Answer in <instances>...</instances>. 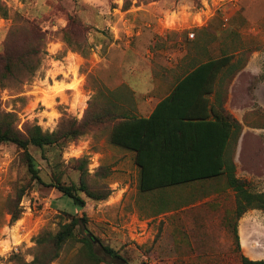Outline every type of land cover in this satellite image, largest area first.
I'll use <instances>...</instances> for the list:
<instances>
[{"label": "rangeland", "instance_id": "1", "mask_svg": "<svg viewBox=\"0 0 264 264\" xmlns=\"http://www.w3.org/2000/svg\"><path fill=\"white\" fill-rule=\"evenodd\" d=\"M4 4L9 15L0 10V53L16 12L35 21L47 38L30 79L0 82V106L17 115L23 131L39 124L55 132L71 119L82 120L90 102L92 113L114 100L141 116L147 111L141 98L149 73L175 82L197 64L230 54L241 69L233 73L225 67L218 77L224 106L242 125L231 154L237 176L248 180L252 191H264V0H0V7ZM123 85L133 90V101L126 93H110ZM111 129V123H100L56 146H30L42 182L30 179L16 144H0V264L30 262L37 236L66 221L62 193L52 185L59 173L67 184L85 179L91 189L110 192L101 201L82 193L87 203L79 211L88 220L87 229L81 223L77 233L92 238L104 257L100 264H123L107 256L103 245L131 264H242L232 231L236 199L235 205L228 201L233 208L223 216L226 231L206 234V243L193 231L183 241L174 238L171 216L158 212L177 193L236 195L225 176L141 192L135 152L113 145ZM23 184L29 189L18 200ZM18 210L21 216L12 222ZM182 242L192 248L178 247ZM76 248L66 247L51 264H73Z\"/></svg>", "mask_w": 264, "mask_h": 264}, {"label": "trees", "instance_id": "2", "mask_svg": "<svg viewBox=\"0 0 264 264\" xmlns=\"http://www.w3.org/2000/svg\"><path fill=\"white\" fill-rule=\"evenodd\" d=\"M0 10H3L1 13L4 17H8L9 9L6 4ZM46 39V33L35 21L16 12L14 23L4 41V51L0 53V82L13 80L15 83H23L30 79L45 53L43 47ZM225 67L233 73L241 69L238 62H230V54L197 64L147 117L131 114L124 105L114 100L107 102L110 107H102L100 111L92 113L89 111L92 106L90 102L82 120L71 119L55 132H45L39 124L26 126L23 131L19 127L17 115L0 106V144H16L22 150V160L30 179L42 182L41 169L29 149L30 146L40 149L56 146L68 137H80L100 123H111L110 142L135 152L141 192H153L225 176L228 186L236 194L232 231L238 250L241 251L238 220L249 209L264 210V191H252L250 182L236 174L231 151L241 135L242 125L227 111L219 94L223 85L218 76L220 72L223 75ZM110 93H126L127 97L134 100L133 90L126 85ZM119 109L125 111L119 112ZM52 185L62 193L61 197L65 202L60 211L66 215V221L60 224L57 231L45 230L37 236L33 259L24 264H51L68 246L71 249L77 247L73 264H100L104 257L95 250L92 238L86 233H77L81 223L87 229L88 220L86 214L80 216L79 211L87 203L82 193L101 201L107 199L110 192L101 194L91 189L85 179L80 184H67L62 181V173L54 177ZM28 187V184L20 186L18 200L23 198ZM171 200V205H165L158 212L165 213L180 206L181 202L173 198ZM20 216L19 210L14 212L12 222L17 221ZM102 248L107 256L120 260L123 264H131L114 247L103 245ZM240 256L242 264H264V260H250L242 253Z\"/></svg>", "mask_w": 264, "mask_h": 264}, {"label": "crops", "instance_id": "3", "mask_svg": "<svg viewBox=\"0 0 264 264\" xmlns=\"http://www.w3.org/2000/svg\"><path fill=\"white\" fill-rule=\"evenodd\" d=\"M182 77L174 82L166 80V76L163 74L154 76L149 73L148 89L141 98V102L147 104L145 107L147 111L141 116H149L156 105L172 92ZM172 198L181 202L178 208H173L165 213V215L171 216L169 225L172 227L173 237L176 238L177 234L183 241L184 238H188L184 234L193 231L203 234L198 240L201 239L202 243H206L208 241L206 234L226 231L227 221L223 216L235 205L236 195L230 196L220 191H208L177 193ZM230 200H233V205L228 203ZM237 230L241 253L250 260H264V210L253 208L246 211L238 220ZM188 241L190 240L187 239ZM213 241L211 245L215 244L217 247L218 243ZM182 245H184L183 242L178 247L192 248L189 243L185 246ZM174 246L177 247L175 241Z\"/></svg>", "mask_w": 264, "mask_h": 264}, {"label": "built area", "instance_id": "4", "mask_svg": "<svg viewBox=\"0 0 264 264\" xmlns=\"http://www.w3.org/2000/svg\"><path fill=\"white\" fill-rule=\"evenodd\" d=\"M190 36L193 37L194 36V33H191Z\"/></svg>", "mask_w": 264, "mask_h": 264}]
</instances>
